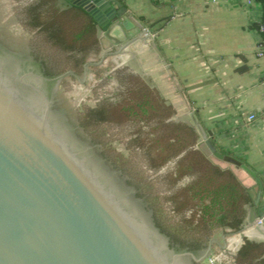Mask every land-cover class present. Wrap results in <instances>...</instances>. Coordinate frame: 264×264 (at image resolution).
I'll list each match as a JSON object with an SVG mask.
<instances>
[{
    "label": "water",
    "instance_id": "95a60500",
    "mask_svg": "<svg viewBox=\"0 0 264 264\" xmlns=\"http://www.w3.org/2000/svg\"><path fill=\"white\" fill-rule=\"evenodd\" d=\"M67 1L94 16L109 45L132 41L126 20L146 31L122 0ZM189 109L184 121L200 135L196 147L257 180L258 203L261 178L219 151L213 131ZM215 241L192 250L158 227L133 179L85 124L24 15L0 0V264H203Z\"/></svg>",
    "mask_w": 264,
    "mask_h": 264
},
{
    "label": "trees",
    "instance_id": "16d2710c",
    "mask_svg": "<svg viewBox=\"0 0 264 264\" xmlns=\"http://www.w3.org/2000/svg\"><path fill=\"white\" fill-rule=\"evenodd\" d=\"M21 13L60 72L69 63L81 70L101 51L98 23L81 5L35 0ZM123 70H117L122 89L116 100H100L84 109L82 118L89 129L124 128L127 150L140 154L135 162L141 167L138 173L156 174L152 179L149 174L137 175L132 162H121L153 211L158 227L177 245L192 250L206 247L207 236L216 228L240 231L249 207L255 206V190L245 186L231 168L220 166L196 147L199 133L188 122L175 119L177 109L158 88L140 74ZM102 133L96 137L106 144L109 136ZM170 164L167 171L158 173ZM151 182L165 184L168 193L163 199ZM163 203L177 222H171ZM235 262L264 264V241L244 238Z\"/></svg>",
    "mask_w": 264,
    "mask_h": 264
},
{
    "label": "crops",
    "instance_id": "0c3cea01",
    "mask_svg": "<svg viewBox=\"0 0 264 264\" xmlns=\"http://www.w3.org/2000/svg\"><path fill=\"white\" fill-rule=\"evenodd\" d=\"M122 4L149 31L146 46L139 44L133 57L137 73L146 74L177 113L190 117L193 108L202 125L213 131L218 150L245 163L263 182L261 198L249 207L239 234L218 228L219 243L225 246L239 239V249L244 238L264 241V225L256 223L264 214V54L259 55L264 34L258 29L262 0H122ZM125 25L132 41H141L138 26L130 20ZM142 55L147 56L145 63ZM252 113L256 118L250 120ZM233 171L255 190L256 200L257 180L241 168Z\"/></svg>",
    "mask_w": 264,
    "mask_h": 264
},
{
    "label": "rangeland",
    "instance_id": "374dc122",
    "mask_svg": "<svg viewBox=\"0 0 264 264\" xmlns=\"http://www.w3.org/2000/svg\"><path fill=\"white\" fill-rule=\"evenodd\" d=\"M14 4L18 7V9L21 11L24 6L32 3L35 0H12ZM142 38L141 41H139L137 38L135 41H131L128 44L123 43L122 45H109V41H106L105 38H102L100 41V47L101 51L100 53L96 55H92L86 62L88 65V71L83 70V68L80 70H77L73 67L72 64L69 63V65L64 66L62 68L64 74V78L68 84V87L73 95V98L76 102V105L79 109V112L81 116H83L84 109L87 107H92L97 104L100 100L103 99H109L111 101L116 100L117 94L122 89V85L117 77V70H123L125 72H132L137 73L139 70L137 66V58L135 57L133 61V57L137 56L135 54L136 50H138L139 44L145 45L147 44L149 31H142L141 33ZM54 49L49 50L50 52H53ZM55 51V50H54ZM140 57V56H139ZM138 57V58H139ZM146 55H142L141 61L147 60ZM86 66V65H85ZM140 74V73H137ZM143 76L148 82V77L146 74H140ZM151 84V82H149ZM152 85V84H151ZM162 94V93H161ZM175 119L177 120H187L191 121L190 117H187L180 112L176 114ZM127 129V128H126ZM95 136H101L103 132L109 136L105 146L116 153L115 157L118 159V161L121 163L122 161H128L133 163V168L135 169L134 172H137L136 174L150 175L151 179L156 176L154 173H144L139 171L141 169L140 165L136 164L140 158L139 153H131L126 148V141L128 136H126L124 128H121L119 126H106V127H95L90 129ZM223 165H228L226 162H221ZM172 164L164 167L162 170H160L158 173H164L167 171ZM137 170V171H136ZM183 183V182H182ZM181 183V184H182ZM151 187L156 191V194H158L162 199L163 195L168 193L165 188V184L158 183V182H151ZM163 208L167 216H170L171 222H177L176 218L172 217L170 212L168 211L167 204L165 205L163 203ZM208 237V243L211 239L219 240L218 243L215 241L211 250V253L207 257V259L203 262V264H212L209 260V257L219 255L223 252V259L219 262H215L214 264H236L234 261L236 251L233 248V245L229 247L228 241L226 242L225 246H221L222 244V233L221 231L216 228L214 230H211ZM226 237H229V234H227ZM218 238V239H217ZM220 238V239H219ZM221 244H220V243ZM239 242V239L231 240V243ZM207 243V245H208Z\"/></svg>",
    "mask_w": 264,
    "mask_h": 264
},
{
    "label": "built area",
    "instance_id": "2783aa9c",
    "mask_svg": "<svg viewBox=\"0 0 264 264\" xmlns=\"http://www.w3.org/2000/svg\"><path fill=\"white\" fill-rule=\"evenodd\" d=\"M262 9H263V15H262V19H261V21L259 22V25H258V29H259V31L262 33V34H264V0H262ZM264 54V51H260L259 52V55H263ZM256 118V114L255 113H252V114H250L249 115V119L250 120H253V119H255ZM256 223L259 225V226H263L264 225V214H262V215H260V216H258V218H257V220H256ZM238 234H239V232H238ZM230 245L232 246L233 245V248L235 249V251L238 249V247H239V243H235L234 244V242L233 243H231V242H229V247H230ZM223 252L222 253H220L219 255H216V256H214V257H212V256H210L209 257V260H210V262L212 263V264H214L215 262H219V261H221L223 258ZM234 261H235V258H234ZM237 264V263H236Z\"/></svg>",
    "mask_w": 264,
    "mask_h": 264
},
{
    "label": "flooded vegetation",
    "instance_id": "af4514ba",
    "mask_svg": "<svg viewBox=\"0 0 264 264\" xmlns=\"http://www.w3.org/2000/svg\"><path fill=\"white\" fill-rule=\"evenodd\" d=\"M85 69V65H84V67H83V70Z\"/></svg>",
    "mask_w": 264,
    "mask_h": 264
}]
</instances>
